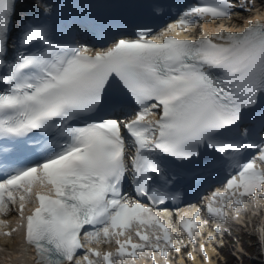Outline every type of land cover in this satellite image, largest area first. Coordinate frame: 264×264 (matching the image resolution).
I'll list each match as a JSON object with an SVG mask.
<instances>
[{
	"label": "snow or ice",
	"instance_id": "1",
	"mask_svg": "<svg viewBox=\"0 0 264 264\" xmlns=\"http://www.w3.org/2000/svg\"><path fill=\"white\" fill-rule=\"evenodd\" d=\"M262 206L264 0H0L6 259L232 264Z\"/></svg>",
	"mask_w": 264,
	"mask_h": 264
},
{
	"label": "rangeland",
	"instance_id": "2",
	"mask_svg": "<svg viewBox=\"0 0 264 264\" xmlns=\"http://www.w3.org/2000/svg\"><path fill=\"white\" fill-rule=\"evenodd\" d=\"M255 235L256 234L252 231H248L247 234H244L243 243L247 246L249 253H247L245 257H242V259L240 258L238 261L235 260L234 262H232V264H249L250 262H257L258 264L260 260L258 253L262 252V248L260 247V241ZM249 240H251L252 242L250 243ZM253 245H255V247H253ZM226 257L228 259L227 264H229V262L232 261V258L228 255ZM243 259L246 260L245 263L242 262ZM248 260L250 261L248 262Z\"/></svg>",
	"mask_w": 264,
	"mask_h": 264
}]
</instances>
